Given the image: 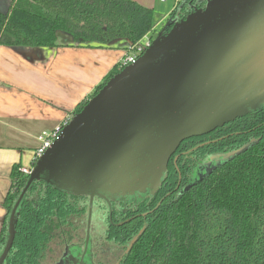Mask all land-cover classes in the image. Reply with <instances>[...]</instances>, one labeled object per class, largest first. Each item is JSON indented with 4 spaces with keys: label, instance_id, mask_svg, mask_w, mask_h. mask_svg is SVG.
Wrapping results in <instances>:
<instances>
[{
    "label": "trees",
    "instance_id": "obj_1",
    "mask_svg": "<svg viewBox=\"0 0 264 264\" xmlns=\"http://www.w3.org/2000/svg\"><path fill=\"white\" fill-rule=\"evenodd\" d=\"M202 7L189 1L175 8L170 18L181 9ZM159 20L154 8L136 0H11L7 12L0 10V44L24 53L58 47L63 34L71 38L69 46L111 47L122 40L132 45ZM121 70L115 65L89 99ZM89 99L79 103L74 114ZM204 136L210 142L192 153L197 159L242 151L190 186L188 163L193 161L184 156L178 164L172 160L157 196L129 210L147 214L121 226H107L108 202L94 198L93 217L98 212L105 219L107 240L127 250L119 264H264V105ZM192 147L185 140L180 150ZM21 167L13 166L11 189L3 201L7 213L0 254L8 238L9 216L29 179ZM89 211L90 195H75L43 173L20 204L15 240L4 264H44L55 238L63 245L84 242Z\"/></svg>",
    "mask_w": 264,
    "mask_h": 264
},
{
    "label": "water",
    "instance_id": "obj_2",
    "mask_svg": "<svg viewBox=\"0 0 264 264\" xmlns=\"http://www.w3.org/2000/svg\"><path fill=\"white\" fill-rule=\"evenodd\" d=\"M166 26L167 33L74 114L37 161L9 216L0 264L15 240L20 204L43 173L75 195H90L89 245L96 196L155 193L184 140L264 105V0H206ZM70 248L60 264L78 262Z\"/></svg>",
    "mask_w": 264,
    "mask_h": 264
},
{
    "label": "crops",
    "instance_id": "obj_3",
    "mask_svg": "<svg viewBox=\"0 0 264 264\" xmlns=\"http://www.w3.org/2000/svg\"><path fill=\"white\" fill-rule=\"evenodd\" d=\"M136 1L153 7L146 0ZM10 2L0 0V10L7 12ZM70 39L60 34L62 45L25 49L24 53L0 44V233L7 213L3 201L11 189L13 166H32L40 145L39 135L73 117L76 106L89 99L102 82L104 70L111 69L103 67L102 78L81 86L82 75L92 71H87L90 67L84 59L89 61L87 54L93 52L89 50L97 49L69 46ZM129 46L122 40L109 47L122 52L113 66L128 53Z\"/></svg>",
    "mask_w": 264,
    "mask_h": 264
},
{
    "label": "flooded vegetation",
    "instance_id": "obj_4",
    "mask_svg": "<svg viewBox=\"0 0 264 264\" xmlns=\"http://www.w3.org/2000/svg\"><path fill=\"white\" fill-rule=\"evenodd\" d=\"M205 5H206V0H203V1H201V3H199V7L205 6ZM188 12L191 13L192 11H190L189 8H186L185 11L183 9H181L177 14L173 15V17H171L170 20L176 21V20L183 19V17ZM166 24H165V26H163L161 28L159 33L162 31L164 33H167L169 31L170 27H167ZM204 135H206V134H204ZM204 135L195 136V137H191V138L186 139V141L189 140L190 145H193V147L190 149L180 150V146L182 145V143L185 140L180 144L177 151L173 154V156L171 157V159L169 161L167 171L164 175L165 177L168 174V169L170 168L171 161L173 160V162L175 164H178V160L181 159L183 156L185 158H188L189 160L193 161V162L189 161V163H188L189 173L187 175V180H186V182L188 183V186L194 184L196 181L201 179L202 175L204 176V174L209 170V168L207 167V163L211 160V158H213L219 154H224V153L210 154V155L205 156L204 158L197 159V156L195 154H192V153L199 146H202V145L210 142V140L207 139L208 137H205ZM227 153H230V152H227ZM181 162H183V161H181ZM158 191L153 193L151 190H148L147 193H144V194L136 193L134 195H126V196H123V195L109 196L108 195L107 197H105L107 202H108V207H109L108 208L109 224L107 226H110V225L121 226L125 222H129L132 219H134L135 216H137V215L138 216L139 215L145 216L147 213L141 212V213L133 214V213H130L129 210L131 209L132 206L138 205V202H140L141 200L143 201V199L145 200L147 198H152L154 196L156 197ZM133 210H135V208H133ZM104 235L105 236H104V238H102V242H101V241L97 240L98 237L97 238L94 237V235L92 234V229H91V231H90V237L91 238H90L89 245L86 244V239L84 242H74V243L67 244V245H65V248H64L65 249L64 254L66 252V248L70 246L71 248H70L69 255H70V253H73L77 256L78 262L76 264H119L120 261L122 260L123 256H124V253L127 250L123 252L120 249V246L115 244L114 240H107V237H109V235H107V234H104ZM86 238H87V234H86ZM91 241H92V243H91ZM106 243H107V247L104 248V244H106ZM100 244H102V245H100ZM130 245H131V243H130ZM64 254L62 256V259L64 257ZM62 259H61V261H62ZM69 264H74V263L69 262Z\"/></svg>",
    "mask_w": 264,
    "mask_h": 264
},
{
    "label": "rangeland",
    "instance_id": "obj_5",
    "mask_svg": "<svg viewBox=\"0 0 264 264\" xmlns=\"http://www.w3.org/2000/svg\"><path fill=\"white\" fill-rule=\"evenodd\" d=\"M145 2L153 6L152 8H154L157 17L160 19L156 26L157 28V33L155 35V38H156L161 28L165 26V24L170 19L169 14L177 7V0H146ZM176 9L178 10L180 8L177 7ZM88 48L97 49V50H89V51H93L87 54V56L89 57V61H86L84 59L85 62H88L87 64L90 67L88 68L87 66L88 68L87 71L88 70H92V71L84 73L82 75L83 78L80 81L81 86L89 85V82L98 80V78H102L103 75L100 74L103 71L102 68L105 66H111L110 68L112 69L114 67L113 65L116 64L117 62L115 60H117L119 56H121L120 53L122 54V52L114 48H109V47H100L104 50L105 49L109 50L107 52H102L100 48L96 47V45L92 47H88ZM110 60L112 61V63H110ZM107 73L108 71L105 69L103 74L106 75ZM226 154L227 153L219 154L211 158V160L207 163V167L209 169H213L214 167L224 163L226 161ZM206 173H208V171ZM104 222H105V219H103L101 214H99L98 212L95 214L94 217L92 215V221H91L92 234L94 235V237L96 238L98 237L97 240L101 242H102V238H104L105 236L104 231H105L106 225L104 224ZM106 247H107V243L104 244V248ZM64 248H65V245H63L62 241L57 240L55 238L53 242L51 243L50 249L44 260V264H60V261L64 254V250H65Z\"/></svg>",
    "mask_w": 264,
    "mask_h": 264
},
{
    "label": "built area",
    "instance_id": "obj_6",
    "mask_svg": "<svg viewBox=\"0 0 264 264\" xmlns=\"http://www.w3.org/2000/svg\"><path fill=\"white\" fill-rule=\"evenodd\" d=\"M189 1L190 2L195 1L197 3H201V1L203 0H177V7L180 8L182 4L183 6H185ZM156 33H157V28L147 33L143 37V39H141L139 42L130 45L128 53H126V55L123 57V59L118 64L119 68L123 69L127 65L135 63L137 59L139 58V56H141L145 52V50L152 45L155 39ZM71 118L62 122L55 129L50 130V131H43L39 135L38 139L40 141V145L35 150L33 164L30 167H21L20 171L23 174L30 176V174L32 173L34 169L35 163H37V161L46 153V151L52 147L53 143L59 138L64 126L71 120Z\"/></svg>",
    "mask_w": 264,
    "mask_h": 264
}]
</instances>
